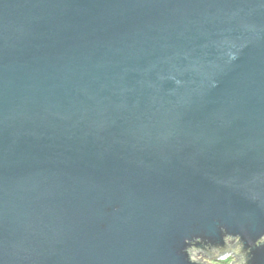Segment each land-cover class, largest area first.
I'll use <instances>...</instances> for the list:
<instances>
[{"label": "water", "instance_id": "95a60500", "mask_svg": "<svg viewBox=\"0 0 264 264\" xmlns=\"http://www.w3.org/2000/svg\"><path fill=\"white\" fill-rule=\"evenodd\" d=\"M264 264V0H0V264Z\"/></svg>", "mask_w": 264, "mask_h": 264}, {"label": "rangeland", "instance_id": "374dc122", "mask_svg": "<svg viewBox=\"0 0 264 264\" xmlns=\"http://www.w3.org/2000/svg\"><path fill=\"white\" fill-rule=\"evenodd\" d=\"M203 261L208 262L210 264H231L232 262L236 261V258L233 256V253L231 255H228L226 259H209L204 257Z\"/></svg>", "mask_w": 264, "mask_h": 264}]
</instances>
